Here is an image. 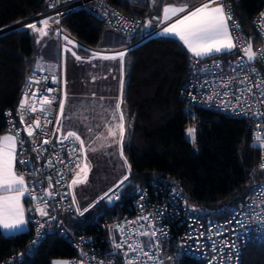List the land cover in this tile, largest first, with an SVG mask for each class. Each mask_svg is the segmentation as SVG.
Listing matches in <instances>:
<instances>
[{
	"label": "built area",
	"instance_id": "obj_1",
	"mask_svg": "<svg viewBox=\"0 0 264 264\" xmlns=\"http://www.w3.org/2000/svg\"><path fill=\"white\" fill-rule=\"evenodd\" d=\"M49 4H54V7H49ZM80 6H85L109 30L123 35L130 47L157 34L162 28L160 26L159 29L145 30L142 18L130 16L105 0H47V8L44 11L5 27H9L5 31L26 28L23 25L28 21L31 23L51 16L53 19L49 21L48 33L54 31L59 36L76 41L81 48L88 49L92 46L74 38L60 24V20L68 12ZM224 7L231 8L232 20L229 24L238 25L233 27L232 35L239 36L242 44L224 56L203 58L191 56L182 78L180 96L191 107L204 108L246 120L251 124L252 145L254 134L258 131L264 134V122H259L251 116V113L261 107L259 100H264V97L259 95L260 90L253 87L255 83L264 80L255 63L264 66V61L257 59L248 65L241 48L249 41L252 42L251 37H253L255 39V42H252L253 50L264 49V21L260 20V14L264 13V3L250 20L251 35L244 32L241 24L234 17L231 0H224ZM37 27L42 25L37 24ZM252 68L256 69L255 73ZM245 76L249 79L244 80ZM30 78L40 83H32L29 86ZM241 80H244V83H241ZM246 88H252V93L237 91ZM47 89L53 91L48 92ZM35 91L41 92V96L33 98L31 93ZM225 92L228 95H224ZM44 96L57 99L50 105L42 106L40 101ZM209 96H212L211 100L208 99ZM236 97H240L239 102ZM24 98L28 105L37 109L35 112H25V118L34 122L39 117L40 121L39 128L33 123V137L28 136L25 131L26 125L20 120L22 110L19 104ZM60 99L61 86L56 74L37 67L27 68L17 104V115L8 114L6 128L13 134L19 132L16 137L18 143L15 168L18 175L24 176L29 188V194L25 195L24 202L26 220L33 234L27 248L18 249L0 264H20L24 257L33 253L35 246L49 228L66 237L75 249L76 254L67 258L68 264H126V261L132 258L138 260L140 264H165L167 260L181 255L191 256L203 264H239L245 244L264 241V196L261 195L264 192L262 187L264 178L248 181L244 197L227 209L218 211L215 217L204 216L203 208L188 203L185 195L177 187L159 180H151L147 185L134 190L128 205L129 214L112 220L107 218L102 220L100 238L75 233L66 225L65 218L75 213L71 204L69 181L76 176V173H80L82 157L79 141L75 138H70L64 143L57 142L63 137L54 138ZM42 107L47 109V112L41 111ZM244 112L249 114H242ZM21 140L24 142L22 146L19 144ZM33 140H37L38 144H34ZM45 140L48 141L47 144L44 143ZM74 148L75 152H73ZM259 151L261 166L264 163V150L259 149ZM70 155L72 159H69ZM76 157L79 159L77 160ZM20 160L30 163L20 164ZM77 164L80 165L79 168ZM47 192L53 194L48 196ZM33 196L40 199H33ZM41 204L48 205V215L37 214V207ZM142 216H147L149 219H138ZM132 221L136 223H128ZM40 224H43V228L40 229L39 242L33 244V241L37 240V229ZM121 227L124 231H120ZM153 231L156 232L155 236L151 235ZM141 232L149 234H137ZM136 242L141 244L143 252L140 250L133 252L128 248V244ZM118 243L122 244L119 249L115 247ZM125 252L128 253L127 256Z\"/></svg>",
	"mask_w": 264,
	"mask_h": 264
},
{
	"label": "trees",
	"instance_id": "obj_2",
	"mask_svg": "<svg viewBox=\"0 0 264 264\" xmlns=\"http://www.w3.org/2000/svg\"><path fill=\"white\" fill-rule=\"evenodd\" d=\"M130 16L152 21L164 0H105ZM264 0H231L234 17L247 35L250 20ZM47 8V0H0V29L25 20ZM62 28L77 40L96 47L104 39L120 44L125 37L109 30L85 6L77 7L61 20ZM107 35V37H106ZM118 39V42H117ZM36 32L29 28L0 33V135L7 130L8 114L17 115V104L27 68L33 67L39 53ZM252 42L255 39L251 37ZM125 41V40H124ZM126 42V41H125ZM127 43V42H126ZM108 44V43H107ZM123 85L126 139L124 157L131 166L119 199L98 202L88 220L74 214L65 218L75 233L102 234L101 222L129 214L133 192L151 180L177 187L188 203L203 208L204 216L215 217L246 194L250 180L264 178L260 151L251 145V124L186 104L180 96L182 78L191 57L176 38L152 35L131 46ZM227 53L214 54L212 57ZM264 77V66L255 63ZM195 129V142L186 135ZM33 230L4 234L0 229V262L18 249L27 248ZM76 254L66 237L49 228L32 254L20 264H52ZM172 264H203L181 255ZM239 264H264V241L243 246Z\"/></svg>",
	"mask_w": 264,
	"mask_h": 264
},
{
	"label": "snow or ice",
	"instance_id": "obj_3",
	"mask_svg": "<svg viewBox=\"0 0 264 264\" xmlns=\"http://www.w3.org/2000/svg\"><path fill=\"white\" fill-rule=\"evenodd\" d=\"M158 2V0H153V3L155 4ZM216 5V6H212ZM49 7H54V4H49ZM183 13L182 16L178 15ZM58 15H62L61 13H58ZM173 17H176L174 22L168 23L169 21L173 20ZM53 18L51 16L47 17L46 19H42L39 21L31 22L24 24L23 27L31 29L33 32L39 33L40 37H44L48 35V27H49V21ZM158 26H163L159 32H157V35L161 36H171L173 38H179L180 41L183 42V44L187 47L188 51L193 54L196 58H203L212 56L215 53H230L233 49L240 47L242 44V41L240 40L239 36L233 37L232 30L233 27H238V25L230 26L229 21L232 20L231 16V8L228 7L225 9L224 7V0H201L199 4L194 3V0H180L179 5H174L171 2L164 5L162 8V15H158L153 18ZM260 20L264 21V13L260 14ZM58 23V21H56ZM152 21H147L146 24L150 26ZM37 24L42 25V27H37ZM65 39H68L65 37ZM68 43L72 44L73 41L68 39ZM75 46V45H74ZM68 51H71V49H68ZM241 51L244 52L246 61L248 65H251L254 61L257 59H260L264 61V49L260 50H253V46L251 42L249 41L245 47L241 48ZM77 60L83 59L80 56H77L75 52L72 53ZM119 57L121 61V77H123V58L124 53L119 52L114 56H101L98 52H93L90 59L100 58V59H117ZM243 62V61H241ZM95 66V65H93ZM219 66V65H217ZM253 73L256 72L255 68H252ZM54 79V78H53ZM249 78L245 76L244 80H248ZM244 80H241V83H244ZM32 83L39 84L40 81H33L31 78L28 81L29 86H31ZM121 84V100L118 101L115 104V112L120 113L119 116V124L117 127L119 128V137H120V144H121V158L124 159V164L128 168V170H131V166L128 165V161L126 158L123 157V150H122V143L125 133V125H124V115L121 110V103H122V94H123V85L124 81L123 78H121L120 81ZM264 80H261L259 83H255L253 85L254 88L259 89V95L261 97H264ZM224 87H227V85H224ZM48 92L53 91L52 89H47ZM237 91H241L242 93L244 91L248 93H252V88H246V89H237ZM41 92L35 91L31 93V96L33 98H37L41 96ZM191 95V93H190ZM224 95H228L227 92L224 93ZM27 97V94H26ZM57 98H47V96H44V98L40 101L41 105H50L52 104ZM209 100L212 99V96L208 97ZM237 102L240 101V97H236ZM244 103H248V101H244ZM260 108H257V110L253 113H251V116L253 119L258 120L259 122H264V100H259ZM20 109L22 110L21 113V123L26 125L25 131L27 132L29 137L34 136V129H33V123L35 124L36 128L40 127V121L39 117L36 118V120L30 121L25 118L24 113L28 111L35 112L37 109L34 106H30L26 103V98L21 99L19 104ZM59 108L61 114L64 112L65 108V100H59ZM41 111L47 112V109L41 108ZM244 115H248V112L242 113ZM115 119V115L113 116ZM60 123L59 118H57V124ZM11 131V130H9ZM110 135L115 136L116 132L110 130ZM187 134L189 137L192 138L193 142H195V129L189 128L187 130ZM19 135V132H16L13 135H5L3 137H0V228H3L5 230H20L23 231L24 226L27 224V220L25 218V210L21 204V198L25 196L26 194H29V188L26 185L25 178L22 174H17L15 172V162H16V147H17V136ZM70 138H75L76 141H79V146L81 153L83 154L85 145L84 141L81 139L80 135L77 134L75 131H69L66 135L63 136L62 140L57 141L58 143H64L65 141H68ZM23 141H19V144L22 146ZM34 144H38L37 140H33ZM45 144L48 143L47 140L44 141ZM252 147L259 148L261 150H264V134H261L259 131L254 134L253 136V144ZM92 151H95L96 149H91ZM73 152H75V148L73 149ZM69 159H72V156H69ZM78 160L79 157H76ZM87 157L85 156V160ZM20 164L27 165L30 163V161H24L20 160ZM63 163V161H61ZM51 164V162H50ZM50 166V165H49ZM78 168L80 167L79 164L76 165ZM261 169H264V163L261 164ZM88 165L85 164L84 168L81 169V171L85 172V177L83 180H80L78 178H73L71 184L69 187H72L73 185L84 183L87 179V172ZM76 177H79L80 173L75 174ZM128 177L125 176L123 180H121L117 185L114 186V188H110L108 192L104 193L102 197L99 199H107L109 203L113 201V199H119V191L118 189L122 187L124 180H127ZM49 180H51V177H49ZM57 183H59V180H57ZM51 187V184L49 185ZM264 187V185H262ZM111 193V195H110ZM52 192H47L48 196H51ZM262 196H264V192L261 193ZM33 199H40L37 196H33ZM99 199L92 204H90L87 208H84L82 211L77 206V212L80 215H83L85 212H88L90 208L94 207L96 203L99 202ZM75 196L73 195V204H75ZM37 211L40 212L41 216H46L48 213L44 209L38 208ZM50 219H54V217H49ZM138 219L142 220H148L149 217L142 216ZM131 224L136 223V221L128 222ZM141 227H143L141 225ZM43 228V224L39 225V228L37 229V240L33 241V244H36L39 242L40 239V229ZM120 231H124V228L121 227ZM139 235H148L149 233L141 232L137 233ZM163 234V233H162ZM152 236L156 235V232L151 233ZM116 248H121L122 244L118 243L115 245ZM128 248L131 249L133 252H137V250H140L143 252V248L141 247V244L139 242L136 243H130L128 244ZM84 255V254H82ZM128 253L125 252V256H127ZM147 255V253H145ZM151 259V257H149ZM126 264H140L138 260L135 258L129 259L126 261Z\"/></svg>",
	"mask_w": 264,
	"mask_h": 264
},
{
	"label": "rangeland",
	"instance_id": "obj_4",
	"mask_svg": "<svg viewBox=\"0 0 264 264\" xmlns=\"http://www.w3.org/2000/svg\"><path fill=\"white\" fill-rule=\"evenodd\" d=\"M8 28H3L2 30H6ZM49 34L53 35L59 41H66L65 36H59L54 31H50L48 35ZM72 41L76 44V46L81 48L76 41ZM62 58L63 61L61 63L59 54L56 50V57L54 59V62H56L54 63L56 66L55 73L62 86L63 94H61V98L62 100H65V108L62 113L63 123H61V125H57V133L56 135L54 133V135H66L69 131H75L84 141L85 149L83 154L81 153L82 161L80 175L76 178L80 180L84 179L85 172L81 171V169L84 168L85 164H87V179L84 183H79L69 187L71 204L75 207L74 211L76 210L75 212L78 214L77 206L81 211L84 208H87L90 204L102 197L104 193L108 192L110 188H114V186L123 180L125 176L128 177L129 170L125 166L124 159L121 158L120 154L121 144L119 128L117 127L119 124V116H115V119L112 116L107 129L101 130L104 117L97 115V113L100 111L98 108L107 107L106 103L103 102V105L101 106L102 100L94 94L90 84L81 79L84 77L79 74L78 70L79 64L81 63H77L75 56L72 53H63ZM81 66H83V64H81ZM83 69H86V66H83ZM97 76L103 78L101 75ZM81 82H83V84H81ZM115 92V88L113 87L110 95H114ZM115 102V98L110 101L112 105H114ZM110 130L115 131L116 135H110ZM187 130L186 135L188 136ZM125 139L126 134L124 133L123 143ZM91 149L96 150L92 151ZM85 156L87 157L86 160ZM125 181L126 180H124V182ZM71 182L72 180L69 181V185ZM122 188L123 185L119 188V191H121ZM73 195L75 196V204H73ZM103 200L109 203L106 198L99 199V202ZM114 201L115 200L113 199L111 203ZM92 208H90L89 211L85 212L83 215L78 214V216L83 220H88L90 216L89 213ZM165 264H172V260H167Z\"/></svg>",
	"mask_w": 264,
	"mask_h": 264
},
{
	"label": "crops",
	"instance_id": "obj_5",
	"mask_svg": "<svg viewBox=\"0 0 264 264\" xmlns=\"http://www.w3.org/2000/svg\"><path fill=\"white\" fill-rule=\"evenodd\" d=\"M169 2H171L174 5H179L180 0H164L163 4L160 7L158 15H162V8L164 7L165 4H167ZM200 2H201V0H194V3H196V4H199ZM212 6H216V5H212ZM178 15L182 16L183 13L178 14ZM154 17H156V16H154ZM175 19H176V17H173V20L169 21L168 23L174 22ZM152 28H154V29L160 28V26H158V24L156 23L155 20L153 21V26L151 27V29ZM155 35L161 36V35H157V34H155ZM106 37H107V35H106ZM169 37H171V36H169ZM36 39H37L36 41H37L38 46H39V53H38V56L36 58L34 66L37 68H40L42 70L48 71V72L53 73V74H56L55 73L56 66L54 64V63H56V62H54V59L56 57V50L59 54V59H60L61 63L63 61L62 60L63 59L62 58L63 53L71 54V53L75 52L77 56H80L83 58L81 60L76 59L77 63H81V64H83V66H86V69H83V66H81V64H79V68H78L79 74L84 76L81 79H83L84 82H88L90 84L91 89L94 92V94L99 99L102 100L101 106L103 105V102H105L107 105L106 108L105 107L98 108V110H100V111L97 113V115H101L104 117L103 123L101 125V130H106L108 125L111 122V117L114 115L116 117L120 116V113L115 112V104L121 100V84H120V81H121V78H123V81L125 80L126 64L128 63L127 51H128V49L131 48L125 42L126 40L124 39L125 41L123 40L122 43H120V44L112 45V43L115 42V39H113L111 37V39L109 40V38L107 37L104 39L103 45L84 49V48H79L74 43L69 44L68 41H59L58 39H56L51 34L46 35L44 37H40L39 33L36 32ZM176 39L179 40V38H176ZM117 42H118V39H117ZM180 42L183 44L182 41H180ZM183 46L188 51L187 47L184 44H183ZM67 47H69V48H67ZM68 49H71V51H68ZM93 52H98V53H100L101 56H109V57L114 56L119 52H123L124 53L123 77H121V61H120L119 57L115 60H113V59H100V58L90 59ZM189 54L191 56H193L192 53L189 52ZM215 54H220V53H215ZM93 65H95V66H93ZM97 75H101L103 78H100ZM81 84H83V82H81ZM104 85H108V86H104ZM60 86H61V84H60ZM113 87L115 88L116 92L114 95H110L111 89ZM61 94H63L62 93V86H61ZM114 98L116 99V102L114 105H112L110 103V101L113 100ZM60 100H62V98ZM121 110H122L123 115H124V125H125V131H126V121H125V113H124V106H123V98H122V103H121ZM57 118H59V120H60L59 124H57ZM61 123H63V118H62V114L60 112V108L58 106V111H57V115H56V127H57V125H61ZM56 127H55V135L57 133ZM5 135H13V133L10 131H6L5 133L1 134L0 137H3ZM55 135H54V137L56 139H58V138L60 139L65 134H63V135L58 134L57 136H55ZM15 172L17 173L16 168H15ZM73 178H76V176L72 177L71 180H73ZM24 198H25V196H23L21 198V204L25 210ZM38 208L44 209L47 212L48 205L47 204H41L37 207V209ZM37 214L41 215L39 211H37ZM76 215H78V214L76 213ZM25 218H26V212H25ZM28 228H29V224L27 222V224L23 228V231L27 230ZM0 229L4 234H13V233L21 232L20 230H5L3 228H0ZM52 264H68V261H67V259L58 258V259H54L52 261Z\"/></svg>",
	"mask_w": 264,
	"mask_h": 264
},
{
	"label": "water",
	"instance_id": "obj_6",
	"mask_svg": "<svg viewBox=\"0 0 264 264\" xmlns=\"http://www.w3.org/2000/svg\"><path fill=\"white\" fill-rule=\"evenodd\" d=\"M147 21H148V20H145V21H144V29H145V30L149 29V26L146 24ZM4 31H5V30L0 29V33H1V32H4ZM251 44H252V42H251ZM252 45H253V44H252Z\"/></svg>",
	"mask_w": 264,
	"mask_h": 264
},
{
	"label": "bare ground",
	"instance_id": "obj_7",
	"mask_svg": "<svg viewBox=\"0 0 264 264\" xmlns=\"http://www.w3.org/2000/svg\"><path fill=\"white\" fill-rule=\"evenodd\" d=\"M29 22V21H28ZM28 22H26V23H28Z\"/></svg>",
	"mask_w": 264,
	"mask_h": 264
}]
</instances>
